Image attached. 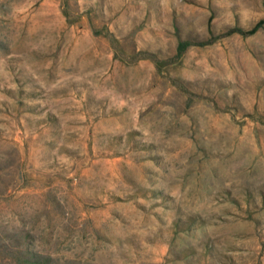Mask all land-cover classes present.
I'll use <instances>...</instances> for the list:
<instances>
[{
	"label": "rangeland",
	"instance_id": "374dc122",
	"mask_svg": "<svg viewBox=\"0 0 264 264\" xmlns=\"http://www.w3.org/2000/svg\"><path fill=\"white\" fill-rule=\"evenodd\" d=\"M260 21L0 0V264H264V26L231 33Z\"/></svg>",
	"mask_w": 264,
	"mask_h": 264
},
{
	"label": "trees",
	"instance_id": "16d2710c",
	"mask_svg": "<svg viewBox=\"0 0 264 264\" xmlns=\"http://www.w3.org/2000/svg\"><path fill=\"white\" fill-rule=\"evenodd\" d=\"M264 26V21H260L258 22L252 29L246 31L240 27H236L234 28L231 33H237L243 36H251L256 34L262 27ZM208 43H199V45H206ZM191 46L190 42L187 41H181L178 45V55L182 56L187 50L188 48Z\"/></svg>",
	"mask_w": 264,
	"mask_h": 264
}]
</instances>
